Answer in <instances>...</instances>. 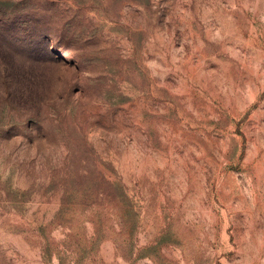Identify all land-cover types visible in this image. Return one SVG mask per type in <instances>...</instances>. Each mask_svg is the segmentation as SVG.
Here are the masks:
<instances>
[{"label":"rangeland","instance_id":"rangeland-1","mask_svg":"<svg viewBox=\"0 0 264 264\" xmlns=\"http://www.w3.org/2000/svg\"><path fill=\"white\" fill-rule=\"evenodd\" d=\"M0 264H264V0H0Z\"/></svg>","mask_w":264,"mask_h":264}]
</instances>
